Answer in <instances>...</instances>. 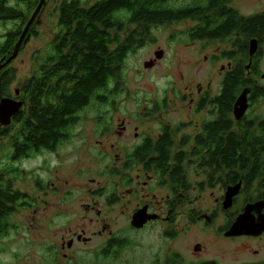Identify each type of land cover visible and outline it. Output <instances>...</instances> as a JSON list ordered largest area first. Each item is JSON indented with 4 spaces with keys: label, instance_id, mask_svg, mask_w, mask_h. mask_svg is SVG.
Segmentation results:
<instances>
[{
    "label": "flooded vegetation",
    "instance_id": "flooded-vegetation-1",
    "mask_svg": "<svg viewBox=\"0 0 264 264\" xmlns=\"http://www.w3.org/2000/svg\"><path fill=\"white\" fill-rule=\"evenodd\" d=\"M177 1L180 0L171 2L169 7L174 12L187 13V18L171 24H190L180 33H170L171 38L179 41L169 70H176L178 75L174 78L179 81L171 86L173 90L146 100L144 107L130 112L127 118L115 123L120 110L117 107L77 108L64 117L66 123L59 127L54 141L38 144L40 133L27 130V119L31 107L29 92L33 94L38 90L39 80L43 79L41 66L13 95L9 91L3 98L22 105L13 118H17V123L14 124L16 141L12 144L11 160L18 172L28 161L44 163L48 160V167L53 170L54 162L60 163L72 153L78 156L73 159L74 169H66L69 177L100 179H92L93 188L88 190L82 188L83 180L77 181L78 187H75L82 196L88 193L93 197L94 203L79 207L85 206L84 212L91 216L82 221L87 220L90 227L99 230L91 237H86L84 230L73 233L67 243H62L61 251L55 248V264H78L82 259L80 246L93 244L95 264H264L261 246L264 233L228 236L247 205L264 202V112L255 110L264 105V72L261 70L264 33L261 37L247 39L240 21L246 17L237 10L242 0H227L220 9L217 7L220 12L223 8L231 12L239 21L223 40L215 39V30L229 17L216 22L218 11L214 10L213 0H190L181 4ZM255 16L264 18V11L252 17ZM162 25L148 27L149 36L138 50L149 43L152 32ZM56 31L47 60L46 89L42 92L47 99L40 101L42 106L46 104L54 110L58 108L61 94L70 96L71 83L77 82L69 79L60 82V77L56 76L60 57L55 49L67 32L60 28ZM130 31L122 35L123 40H127ZM61 32L64 34L58 35ZM31 34L32 30L29 39ZM110 41L112 51L116 52V34L111 35ZM251 41L257 42V52L252 58ZM219 44H228L229 50L217 56L215 46ZM138 50L125 54L122 68L126 59ZM157 53L162 54L161 59L156 58ZM166 59L167 53L158 49L153 58L145 62L151 64L148 69L144 67L145 71H156ZM222 61L226 64L220 67L221 82L216 90L215 66ZM113 62L115 74L110 79V94L100 93L105 103L96 102L102 106L112 104L109 99L120 94L115 55ZM237 68H242L243 85L245 82L249 85L242 86L238 93L223 101L226 82ZM197 73L201 75L199 79L195 76ZM245 90H250L247 110L237 118L235 107ZM87 112L94 117L87 118L90 115ZM87 121L92 123L93 129L83 127ZM11 125L1 128L0 134L5 135ZM33 126L36 127L34 122ZM231 144L240 146L234 158L215 154L217 147L226 150ZM63 167L60 164L57 170ZM4 181L10 180L4 177ZM33 183L41 191L54 189L52 182L43 185L39 177ZM237 186H240L239 193L227 210L224 208L226 193ZM13 190L23 197L16 211L19 207L35 209L36 204L29 202L27 194L14 187ZM71 193L68 188L64 195L69 197ZM203 197L212 198L213 204H208ZM74 216L73 222L81 220L76 213ZM138 216L143 219L139 227L134 225ZM252 216L257 223L260 215L253 213ZM261 216H264V208Z\"/></svg>",
    "mask_w": 264,
    "mask_h": 264
},
{
    "label": "rangeland",
    "instance_id": "rangeland-1",
    "mask_svg": "<svg viewBox=\"0 0 264 264\" xmlns=\"http://www.w3.org/2000/svg\"><path fill=\"white\" fill-rule=\"evenodd\" d=\"M63 0H47V3L39 13V21L33 25L32 34L29 41L21 47L18 57L14 60L6 70L14 71V79L9 87L10 94H14L16 88H19L28 78H31L36 68L45 62L47 55H49L51 48V40L54 34L59 29V6ZM88 1V0H83ZM94 2L95 0H91ZM190 0H180L177 4L182 2H189ZM174 3V2H173ZM9 4L14 6L15 2L9 0ZM177 6V5H176ZM21 10L26 9L25 4L20 5ZM36 9L29 14V19L34 14ZM237 10L242 16L251 18L257 13L264 11V0H242ZM18 22H0V45L5 41L6 35L13 31ZM159 26V25H158ZM161 26V25H160ZM190 24H165L160 29H156L150 36L149 43L138 50L136 53L126 59L124 67L121 71V81L117 84V90L120 94L117 97H112L110 100L112 104L100 105L96 102H91L88 108L96 107H117L119 112L116 115L115 123L119 119L127 118L130 112H133L139 107H144L145 101L159 98L160 94L173 90L172 85L179 81L175 79L178 74L176 70L170 71L169 66L173 65L174 54L176 50L175 38H171L170 33H180L184 28H188ZM172 30V31H168ZM178 39L182 36H176ZM158 49L167 53V59L160 67L153 72H146L144 63L153 58V54ZM229 50L228 44H219L215 46V54L220 56L222 51ZM226 53V52H225ZM226 61H222L215 66V89L217 90L221 78L219 76L220 67L225 65ZM261 70L264 72V57L262 60ZM199 79L200 74H195ZM113 89V85L111 86ZM110 101V102H111ZM258 112H264V105L258 109ZM91 112H87L90 114ZM94 117L92 114L87 118ZM84 124V123H83ZM84 128L88 130L93 129L91 122L84 124ZM12 131L6 135L0 134V172L5 175L8 180H13V187L22 191L29 196V202L32 200L36 205L35 209L18 208L13 215H11L9 222L11 228L7 236L0 238V264H55V248L61 251L62 243L72 237L73 233L86 231V237L93 236L99 228L90 227L87 220L89 213H85V206L83 204L94 203L93 197L88 195L82 196L75 189L78 187L76 182H81L82 188L88 190L93 188L91 180L100 181L95 176H87L82 180L69 177L66 174V169L69 171L75 167L74 157L71 153L70 157H63L62 162H54V169L50 170L49 161H33L22 164L20 172H18L16 165L11 160L12 156V138L16 135V127L12 126ZM60 164L64 167L61 170ZM5 171H13L8 174ZM61 171H65L62 173ZM39 177L43 185L47 182L54 184V189L48 191H41L34 186L33 181ZM107 181H103L105 183ZM77 185V186H76ZM79 185V186H81ZM71 188V196L67 197L65 192ZM57 192V194H54ZM208 204H213V199H207ZM79 215V221H74V214ZM88 217L86 222L82 221ZM91 217V216H90ZM91 246H80L78 250L81 253L82 259L78 264H95L93 248ZM264 248V240L262 245ZM53 250V251H52ZM139 251V250H138ZM78 253V254H79ZM61 258V256H60Z\"/></svg>",
    "mask_w": 264,
    "mask_h": 264
},
{
    "label": "trees",
    "instance_id": "trees-1",
    "mask_svg": "<svg viewBox=\"0 0 264 264\" xmlns=\"http://www.w3.org/2000/svg\"><path fill=\"white\" fill-rule=\"evenodd\" d=\"M40 1L13 0L15 5L12 6L9 4V0H0V22L19 23L13 31L6 35L5 41L0 45V61L10 57L30 20V12L37 8ZM173 1L176 0L62 1L58 9L59 28L67 32H65V38L55 49L60 57L55 68L56 76L60 77V82H63V79L76 80L77 82L75 85L71 83L70 96L65 97L61 94L57 109L54 110L46 104L42 106L40 101L43 99L46 102L47 99V96L42 92L46 89L48 55L45 62L40 65L43 79L39 80L40 86L33 94L29 89L31 107L27 119V125H29L27 130L40 133L37 136L38 144L54 141L59 127L66 123L64 117L71 115L73 110L87 107L93 101L105 103V97H101L100 93L110 94V79L115 74L112 66L114 55L117 56L118 82H120L125 54L135 52L142 47L141 44L149 36L148 27L171 24L187 18V13H177L169 7ZM226 1L213 0L214 10L218 11L215 15L216 22L225 16L229 17L223 26L215 30L216 40H223L234 29V26L239 24L231 12L227 13L224 8L221 9V12L217 9L218 6L220 9ZM21 4L26 5L25 10L20 9ZM240 21L247 39L261 37L264 33L263 17L255 16ZM129 30L131 31L129 36H126L127 40H123L122 35ZM63 34L64 32H61L58 35L62 36ZM112 34L117 36L118 48L116 52L112 51L110 47ZM6 69L0 72V101L8 96L9 87L14 79V71ZM64 74H66L65 78H63ZM241 75L242 68H237L230 74L224 89L223 101L233 93H238L242 86L249 85V82H245L243 85L240 79ZM64 90L65 88L62 87L61 91ZM33 122L36 127L33 126ZM16 123L17 118L13 120L6 134L12 131V126ZM15 141L16 137L14 136L12 144ZM239 147L238 144H231L226 150L223 147H217L215 154L234 158ZM252 150L254 154L255 147L252 146ZM9 172L13 171H5L7 174ZM4 177L5 175L0 172V238L9 233L11 228L9 219L16 212V206L23 200L19 193L14 192L13 180L4 181Z\"/></svg>",
    "mask_w": 264,
    "mask_h": 264
},
{
    "label": "water",
    "instance_id": "water-1",
    "mask_svg": "<svg viewBox=\"0 0 264 264\" xmlns=\"http://www.w3.org/2000/svg\"><path fill=\"white\" fill-rule=\"evenodd\" d=\"M47 0H41L31 16L30 20L26 24L18 42L16 43L10 57L3 58L0 61V72H2L7 66H9L19 55L21 47L26 44L29 39V32L34 24H37L39 21V13L45 6ZM257 52V42L251 41L249 46L250 57L254 56ZM157 59L162 58V54H156ZM145 69L151 67L150 63H145ZM249 69V67H247ZM250 93V90H245L242 95L239 97L236 107L235 115L237 118H241L247 110V97ZM21 103H17L11 99H2L0 101V129L7 128L12 124L14 117L18 115L21 110ZM240 186L230 188L225 196L224 208L229 209L232 206L233 199L238 195ZM264 208V202H259L254 205H247L244 209L242 215H240L235 224L232 226L228 236H259L264 233V216H261V212ZM253 213L260 215L259 221L255 223V218L252 216ZM141 216L135 218L134 225L139 227L142 222Z\"/></svg>",
    "mask_w": 264,
    "mask_h": 264
},
{
    "label": "bare ground",
    "instance_id": "bare-ground-1",
    "mask_svg": "<svg viewBox=\"0 0 264 264\" xmlns=\"http://www.w3.org/2000/svg\"><path fill=\"white\" fill-rule=\"evenodd\" d=\"M46 3H47V1H46Z\"/></svg>",
    "mask_w": 264,
    "mask_h": 264
}]
</instances>
